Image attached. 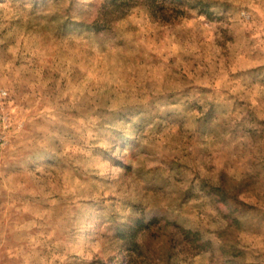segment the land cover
<instances>
[{
    "label": "rangeland",
    "instance_id": "374dc122",
    "mask_svg": "<svg viewBox=\"0 0 264 264\" xmlns=\"http://www.w3.org/2000/svg\"><path fill=\"white\" fill-rule=\"evenodd\" d=\"M0 264H264V0H0Z\"/></svg>",
    "mask_w": 264,
    "mask_h": 264
}]
</instances>
